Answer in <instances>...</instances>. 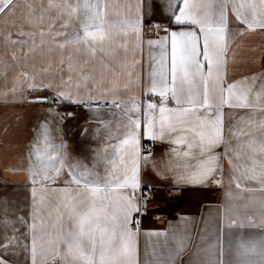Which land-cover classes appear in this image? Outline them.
Listing matches in <instances>:
<instances>
[{
	"label": "snow or ice",
	"instance_id": "6c2138e0",
	"mask_svg": "<svg viewBox=\"0 0 264 264\" xmlns=\"http://www.w3.org/2000/svg\"><path fill=\"white\" fill-rule=\"evenodd\" d=\"M161 8L167 21L152 23L149 6L146 23L143 0H0L8 86L0 95L36 93L32 102L61 120L85 109L105 133L89 166L54 142L50 121L39 126L28 153L29 215L2 222L0 264H20L21 255L26 264H176L191 242L186 227L145 233L165 241L140 259L152 200L144 170L176 185L222 186L225 159L230 184L259 196L228 193L243 203L224 207L198 264H264V73H228L236 39L264 30V0H162ZM226 116L235 122L226 126ZM156 142L170 146L167 160L155 159Z\"/></svg>",
	"mask_w": 264,
	"mask_h": 264
},
{
	"label": "crops",
	"instance_id": "0c3cea01",
	"mask_svg": "<svg viewBox=\"0 0 264 264\" xmlns=\"http://www.w3.org/2000/svg\"><path fill=\"white\" fill-rule=\"evenodd\" d=\"M148 22L149 6H151V22H166L167 16L161 8L162 0H143ZM11 23V21H10ZM4 21L0 20V30H3ZM21 25L16 23L8 31L15 33ZM155 38L151 34L145 39ZM144 69L147 70L148 48L145 45L143 52ZM228 73L230 79H239L242 76L264 73V30L245 32L236 39L229 52ZM11 78L9 77V80ZM8 91L3 77H0V93ZM36 93H29L27 99L20 97L5 98L0 95V226L7 219L15 221L18 216L28 217L31 203L30 178L28 174V153L35 141L39 126L46 120L51 122L52 135L55 143L63 141L66 152L73 158L91 166L95 162V152L103 147L105 133L103 130L97 134L101 125L95 122L91 114L85 109L72 111L77 114L61 120L59 117L49 115L45 107L33 103ZM68 107L62 105L61 109ZM232 117L238 119L243 112L225 109ZM63 115V113H62ZM85 120H91L85 123ZM235 121L228 120L226 126ZM86 128L78 138L79 130ZM156 160H167L170 146L167 143L156 142L153 145ZM223 151V149H219ZM223 184L211 186L174 184V178L157 176L151 166L143 173V183L150 186L164 201L149 205V211L142 218L141 236L139 239L140 259L145 261L152 252L153 245L156 251L161 252L160 245L165 241L164 236L148 238L147 232L171 233L177 228H187L191 242L187 248L174 257L176 264H198L205 258L203 251L209 244L215 242L216 228L221 219L223 209L229 204H241L243 201L229 200L228 193H239L241 196H259V193L241 192L230 184V169L227 160H223ZM244 182H242V186ZM63 187L62 183L55 185ZM247 187L258 185L247 184ZM148 188V187H146ZM145 188V189H146ZM168 188H175L176 194L166 196ZM168 199V200H167ZM167 200V201H166ZM165 202V203H164ZM259 229H245V232L259 233ZM170 239V236H169ZM20 264H26V256L18 257Z\"/></svg>",
	"mask_w": 264,
	"mask_h": 264
},
{
	"label": "built area",
	"instance_id": "2783aa9c",
	"mask_svg": "<svg viewBox=\"0 0 264 264\" xmlns=\"http://www.w3.org/2000/svg\"><path fill=\"white\" fill-rule=\"evenodd\" d=\"M77 109V108H76ZM151 189V193H152V200H153V197H155V190L153 188H150ZM149 191V188H146L145 189V192H148ZM165 194L166 196H172V195H175L176 194V189L175 188H168L166 191H165ZM151 200V201H152ZM150 205V204H149Z\"/></svg>",
	"mask_w": 264,
	"mask_h": 264
},
{
	"label": "rangeland",
	"instance_id": "374dc122",
	"mask_svg": "<svg viewBox=\"0 0 264 264\" xmlns=\"http://www.w3.org/2000/svg\"><path fill=\"white\" fill-rule=\"evenodd\" d=\"M61 106H62V105H61ZM61 106H60V107H61ZM74 109H75V110H78V109H76L75 107H74ZM167 200H168V199H167ZM167 200H166V201H167ZM152 201H153V203L158 202V201H164V198L161 199L158 195H155V197H153V200H152ZM152 201H151V202H152ZM164 203H165V202H164Z\"/></svg>",
	"mask_w": 264,
	"mask_h": 264
},
{
	"label": "water",
	"instance_id": "95a60500",
	"mask_svg": "<svg viewBox=\"0 0 264 264\" xmlns=\"http://www.w3.org/2000/svg\"><path fill=\"white\" fill-rule=\"evenodd\" d=\"M85 130H86V128H82L81 130H79L78 131L79 134H78V136H76V138H78Z\"/></svg>",
	"mask_w": 264,
	"mask_h": 264
}]
</instances>
